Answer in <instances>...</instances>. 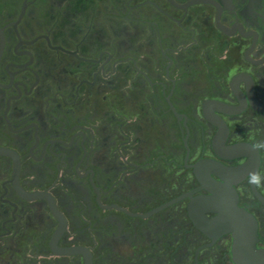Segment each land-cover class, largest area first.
Here are the masks:
<instances>
[{"label": "flooded vegetation", "instance_id": "flooded-vegetation-1", "mask_svg": "<svg viewBox=\"0 0 264 264\" xmlns=\"http://www.w3.org/2000/svg\"><path fill=\"white\" fill-rule=\"evenodd\" d=\"M206 173L264 250V0H0V264H209Z\"/></svg>", "mask_w": 264, "mask_h": 264}, {"label": "water", "instance_id": "water-1", "mask_svg": "<svg viewBox=\"0 0 264 264\" xmlns=\"http://www.w3.org/2000/svg\"><path fill=\"white\" fill-rule=\"evenodd\" d=\"M207 104L208 103H206V105ZM214 165L218 170L214 172V174L224 179L226 174L225 168L217 163H214ZM204 183L207 184L205 189L210 195H200L197 197H192L191 194L183 195L151 211L143 217L153 215L189 196L191 198V203L189 205L190 218L195 227L212 240V243L202 248L210 247L221 237L231 235L233 239L231 252L234 264H264V250L258 248V222L254 215L239 206L237 194L231 185H222L215 181L211 177V173H206L204 175ZM103 208L120 209L115 205L103 206ZM54 213L61 222L60 228L57 230L54 237V241L57 243L66 229V223L55 206ZM209 213L215 214V216L208 218L207 214ZM57 254L67 256L82 255L85 259V264H93L90 250L84 247L59 249Z\"/></svg>", "mask_w": 264, "mask_h": 264}, {"label": "rangeland", "instance_id": "rangeland-1", "mask_svg": "<svg viewBox=\"0 0 264 264\" xmlns=\"http://www.w3.org/2000/svg\"><path fill=\"white\" fill-rule=\"evenodd\" d=\"M184 227H185V225H184ZM231 247H232V240H230V239L223 240L220 243L219 247H217V249L210 251V256H211L212 259L209 262V264H233ZM221 251H223V252H221ZM187 252L190 253V254L186 255L183 258L182 264H192V260L193 259L191 258V256H192V253H193V247L189 246L188 249L185 248L184 249V253L187 254ZM170 253L165 255L163 257V261H161V263H159V264H170ZM225 253L228 254V261H226L225 255L223 256V254H225ZM131 258H132V256H127L126 257L124 255L123 257L118 259V261L121 260L122 262L121 261L120 262L115 261L113 263L114 264H130V263H134L135 264V262H132ZM151 264H155V262L152 261Z\"/></svg>", "mask_w": 264, "mask_h": 264}, {"label": "clouds", "instance_id": "clouds-1", "mask_svg": "<svg viewBox=\"0 0 264 264\" xmlns=\"http://www.w3.org/2000/svg\"><path fill=\"white\" fill-rule=\"evenodd\" d=\"M249 182L257 186L261 183V177L257 173H249Z\"/></svg>", "mask_w": 264, "mask_h": 264}]
</instances>
